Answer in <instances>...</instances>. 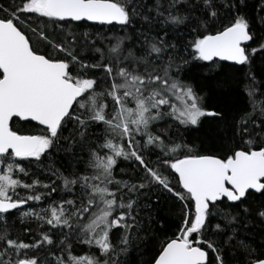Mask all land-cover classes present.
I'll list each match as a JSON object with an SVG mask.
<instances>
[{
	"label": "snow or ice",
	"instance_id": "obj_1",
	"mask_svg": "<svg viewBox=\"0 0 264 264\" xmlns=\"http://www.w3.org/2000/svg\"><path fill=\"white\" fill-rule=\"evenodd\" d=\"M0 264H264V0H0Z\"/></svg>",
	"mask_w": 264,
	"mask_h": 264
},
{
	"label": "trees",
	"instance_id": "obj_2",
	"mask_svg": "<svg viewBox=\"0 0 264 264\" xmlns=\"http://www.w3.org/2000/svg\"><path fill=\"white\" fill-rule=\"evenodd\" d=\"M193 75H198V73H193ZM182 131V130H181ZM172 132L174 133L175 132V128H173ZM174 223V218L173 219H170L169 220V224H173ZM168 225H166L167 227ZM16 227L20 228V229H23L25 227H31L33 228V232L30 233V234H27L25 235L23 232H21V238L27 240L29 238V236H34L36 234L35 232V224H31V225H28V224H20L19 221L16 222ZM169 235H171V232L169 233ZM249 239H252V237H248ZM256 243H259V240L257 239L256 240Z\"/></svg>",
	"mask_w": 264,
	"mask_h": 264
}]
</instances>
